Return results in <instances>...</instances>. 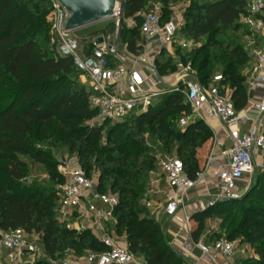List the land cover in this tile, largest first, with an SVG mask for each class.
<instances>
[{
    "label": "trees",
    "instance_id": "1",
    "mask_svg": "<svg viewBox=\"0 0 264 264\" xmlns=\"http://www.w3.org/2000/svg\"><path fill=\"white\" fill-rule=\"evenodd\" d=\"M177 1L182 0H117L120 20L135 23L124 30L123 49L131 54L141 50L139 28L147 4L159 3L165 22ZM49 11V0H0V232L23 229L37 234L44 252L53 259L106 251L90 229L77 232L57 220L58 188L64 178L57 171L54 154L61 158L67 154L76 157L88 178L96 175L98 193L117 197L114 221L106 226L117 237H125L130 253L142 257L145 264H185L144 204L150 174L156 170L155 155L144 135L157 140L167 154L174 153L187 176L195 180L207 160L198 153L212 141V131L202 120L177 129L178 119L188 115L189 106L181 94L168 93L146 112L108 127L101 143L109 122L89 125L97 116L89 103L90 92L79 83L72 59L61 56L51 43ZM247 15L243 0L191 1L182 15L181 32L201 45L187 53L175 50L181 62L191 63L205 88L220 68V85L229 91L236 112L247 105L243 70L250 55L241 42L250 34L241 23ZM175 63L170 56L156 60L158 75L173 72ZM24 158L42 165L47 178L27 183ZM220 215L225 240L239 239L256 255L240 264H264V171L240 199L215 202L192 217L194 243L203 231L201 223Z\"/></svg>",
    "mask_w": 264,
    "mask_h": 264
},
{
    "label": "built area",
    "instance_id": "2",
    "mask_svg": "<svg viewBox=\"0 0 264 264\" xmlns=\"http://www.w3.org/2000/svg\"><path fill=\"white\" fill-rule=\"evenodd\" d=\"M243 1L247 3L248 15L242 17L241 22L252 37L258 36L263 41L258 47L248 46L252 47L254 62L251 86L263 88L264 0ZM49 3L47 21L50 24L51 43L56 44L61 56L72 59L75 70L90 92V106L97 112L95 119L121 122L133 114L146 112L165 94H181L191 115L183 114L178 120L179 127L183 129L196 120H213L223 127L231 143L229 148L218 155H209L206 160V165L222 162L216 171L219 188L213 203L222 199H240L244 195L239 189L242 181L247 177L249 179L256 169L264 171V127L254 122L246 131H242L240 123L243 120L235 111L229 92L220 85L221 74L214 76L211 84L205 88L193 78L191 63L176 59L173 72L158 75L155 61L162 50L165 49L174 58L177 48H188L178 39L177 23L174 20L164 22L158 12H145L139 28L141 50L135 55L124 49L119 50L117 35L102 32L81 39L74 31L65 30L71 14L58 0H49ZM110 19L115 20L118 29L119 3ZM97 39L102 42L97 44ZM259 112L264 115V99L259 103ZM158 154L155 155L157 170L172 191L171 195L166 196L162 211L172 218L184 207L189 193L197 185V179L187 176L179 158ZM256 159H260L261 163H256ZM57 168L64 178V183L58 188L57 220L65 224L73 222L77 232L90 229L106 251L91 252L82 258L68 253L63 259H53L44 252L37 234L15 229L0 232V264H145L137 260L127 245L122 244L119 237L106 226L114 221L113 209L117 197L98 193L95 180L86 176L77 161L62 160ZM144 204L150 216L156 217L157 209H151L147 199ZM195 248L208 256L213 264H233L236 247L232 241L219 239L205 243L198 240Z\"/></svg>",
    "mask_w": 264,
    "mask_h": 264
},
{
    "label": "crops",
    "instance_id": "3",
    "mask_svg": "<svg viewBox=\"0 0 264 264\" xmlns=\"http://www.w3.org/2000/svg\"><path fill=\"white\" fill-rule=\"evenodd\" d=\"M171 10L173 11L174 8L171 7ZM246 50L250 55L249 63L243 70L247 105L243 110L237 112L239 117L243 120L240 123L242 131H246L254 122L264 127V115H261L259 112V103L264 99V87L261 88L255 85L251 86L254 67V62L251 56L252 47H248ZM170 57L174 62L178 59L177 56H175L176 58H173L172 56ZM262 72L264 73V65L262 67ZM204 123L212 131L213 138L212 141L198 153L203 159L211 154L218 155L221 151L226 150L231 146L223 127L218 122L205 120ZM221 165V161L211 162L206 165L197 178L195 189H193L188 195L184 207L181 208L172 218L164 215L162 211L163 203L161 202L166 196L172 194L171 189L167 186L161 175H150L147 200L151 203V209H157V214L154 219L159 223L167 244L184 259L185 264H213L208 256L203 255L195 248V243L191 237V231L196 226V222L192 220V217L214 204L213 201L219 188V180L216 171ZM160 221H162V223L164 221L165 224L161 225ZM111 223L113 222H108V225H111ZM207 233V231L206 233L203 232L200 235L199 240L205 238ZM120 242L126 244L125 238L123 240L121 239ZM251 258H256L253 249ZM243 260H245L243 257H238L235 260L233 257L232 262L233 264H239Z\"/></svg>",
    "mask_w": 264,
    "mask_h": 264
},
{
    "label": "rangeland",
    "instance_id": "4",
    "mask_svg": "<svg viewBox=\"0 0 264 264\" xmlns=\"http://www.w3.org/2000/svg\"><path fill=\"white\" fill-rule=\"evenodd\" d=\"M191 1H194V0H182V1L174 2L172 4V7L174 8V10L171 11V15L168 17L169 20H174L177 23V25H178V39L181 42L186 43L188 45V48H184L182 50L186 53L192 51L193 49L199 48L201 45L198 42L196 43L193 40L188 39L181 32V29L183 28V25H184V19H183L182 15L185 12L186 8L189 6ZM148 11H155V12L160 13V4L156 3V2H152V3L147 4V6L145 8V12H148ZM120 21H121V24H120ZM241 21H242V18H241ZM134 26H135V23L131 19L122 18L121 20L119 19V27L117 29L116 25H115V20L108 19V20H104V21L92 24L90 26L78 29V30L74 31V34L77 35L81 39L86 38L89 35H93V34L96 35V33H102V32H104L106 35H117L120 37V41L118 42L119 50L123 51L124 34L129 29L133 28ZM124 30H125V32H124ZM244 31H246L245 28H244L242 33H244ZM241 42H242L243 47L245 49H247L250 44L253 47H258L262 44L263 41L260 37H258V36L252 37L251 34H249V35L243 36V38H241ZM162 53H163L162 56H159L156 60L162 62V61H166L168 59V57H169L168 53L167 52H162ZM135 55H137V54H135ZM192 72H193V74H192L193 78L197 81V73L193 67H192ZM218 74H221L220 68L215 69V71L212 73L211 81L213 80V77L218 75ZM79 83L81 85H84L83 81L80 77H79ZM159 101H160V98L155 101V104H157ZM184 104H185V102H184ZM186 112H188V114L191 115L190 108L186 109ZM190 123H192V122H190ZM101 124H102V121L99 119H95L89 123V125H101ZM113 125H114L113 122L109 123L108 126L104 129L103 137L101 139V143H103V144L105 143V133H106L108 127H111ZM177 129L183 130L184 128L182 129L181 127L178 126ZM144 137L146 140V146L151 151H153L152 152L153 155H157L158 153H161V154H164L165 156H170V157L175 156L174 153L167 154L166 152H164L161 149V144L157 140H155L154 138L149 136L147 133L144 135ZM54 155L56 157L57 166H58V163L62 160L63 161L71 160L73 163L77 161L75 156H68L67 154H64L63 157L61 158L58 154H54ZM23 160L27 163L28 169H29V175L26 178L27 183H31L32 181L42 182L47 178L46 170L42 165L36 164L27 158H24ZM256 163H258V164L261 163L260 159H256ZM57 171H58V168H57ZM261 172L262 171H260V170H255L253 175L249 179L247 177L244 181H242L239 189L244 192V195L251 189V187H252V185L256 179V176L258 175V173H261ZM58 173H59V171H58ZM153 174L159 175V172L157 170V166H156V170L154 172H152L150 175H153ZM92 179H94L96 181V175L95 174L93 175ZM148 188H149V185H148ZM147 196H148V193L146 192V195H145L146 199H147ZM164 200L161 201L163 203V205L165 203ZM223 218L224 217L222 215L217 216V217H211V218H208V220H205L201 223V225L203 227V229H202L203 231L201 232V234L203 232L206 233V231L208 232L206 234L205 238L202 239L203 242L210 243L211 241H214L217 239H225L226 238V234L224 233V228L220 226ZM160 224L164 225L165 222L163 221V223H162V221H160ZM66 226L73 228L74 223L71 222L69 224H66ZM124 238H125L124 236H121V237H119V240H121V239L123 240ZM231 241L235 243V247H236L234 260L238 257H243L244 259L252 257L251 246L246 245V244H240L239 239H234ZM135 258L137 260L143 262L142 257L135 255Z\"/></svg>",
    "mask_w": 264,
    "mask_h": 264
},
{
    "label": "water",
    "instance_id": "5",
    "mask_svg": "<svg viewBox=\"0 0 264 264\" xmlns=\"http://www.w3.org/2000/svg\"><path fill=\"white\" fill-rule=\"evenodd\" d=\"M62 7L71 14L65 30L76 31L92 24L108 20L118 7L117 0H58ZM97 39L96 43H101ZM234 200V199H222Z\"/></svg>",
    "mask_w": 264,
    "mask_h": 264
}]
</instances>
